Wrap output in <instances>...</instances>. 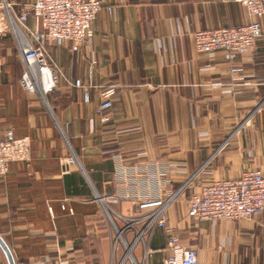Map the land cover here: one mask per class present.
<instances>
[{
  "label": "crops",
  "instance_id": "1",
  "mask_svg": "<svg viewBox=\"0 0 264 264\" xmlns=\"http://www.w3.org/2000/svg\"><path fill=\"white\" fill-rule=\"evenodd\" d=\"M251 19L237 0H108L90 38L48 46L47 104L21 88L23 61L0 32V237L15 264H162L169 230L197 264H264L263 211L240 221L187 214L199 185L264 174V27L230 59L192 41L195 30ZM147 196L172 197L162 225L147 226L156 209H138Z\"/></svg>",
  "mask_w": 264,
  "mask_h": 264
},
{
  "label": "built area",
  "instance_id": "2",
  "mask_svg": "<svg viewBox=\"0 0 264 264\" xmlns=\"http://www.w3.org/2000/svg\"><path fill=\"white\" fill-rule=\"evenodd\" d=\"M108 0H32L29 3H15L0 0V32L10 31L24 68L19 77L25 92L37 93L47 104L46 95L55 87V66L48 54V46L60 45L64 41L82 43L92 35L91 21ZM252 18L237 26H223L195 30L192 33L193 47L197 52L212 55L221 50L226 58L244 53L253 48L264 27V0H237ZM111 12V6H106ZM29 15L34 26L29 27ZM73 84L80 85L75 79ZM112 89L105 90L97 111L102 120H107L104 112L111 106ZM88 100V92H83ZM11 137V131H6ZM64 140L71 149L69 140ZM69 162H78L71 149ZM172 197L147 196L137 201L138 209H156L148 221L162 225V212ZM187 214L202 220L219 218L240 221L257 212H264V174L258 170H247L237 178L213 179L192 189L187 199ZM105 213L106 210H105ZM109 217V215L107 214ZM167 248L170 254L162 264H197V251L182 244L179 236L168 231ZM142 232L134 238L136 242ZM38 264V263H34Z\"/></svg>",
  "mask_w": 264,
  "mask_h": 264
},
{
  "label": "water",
  "instance_id": "3",
  "mask_svg": "<svg viewBox=\"0 0 264 264\" xmlns=\"http://www.w3.org/2000/svg\"><path fill=\"white\" fill-rule=\"evenodd\" d=\"M0 248L2 249L8 264H15L13 256L9 250V248L7 247L6 243L4 242V240L0 237Z\"/></svg>",
  "mask_w": 264,
  "mask_h": 264
},
{
  "label": "rangeland",
  "instance_id": "4",
  "mask_svg": "<svg viewBox=\"0 0 264 264\" xmlns=\"http://www.w3.org/2000/svg\"><path fill=\"white\" fill-rule=\"evenodd\" d=\"M28 24H29V25H32V24H33V20H32V19H29ZM11 59H12L11 67H13L15 70L20 69L21 67H20V64H19L18 60H17L15 57H11ZM1 64H2V62L0 63V68H1ZM20 71H21V69H20ZM19 76H20V72H19V74H18V79H19ZM17 82H18V81H17ZM37 96H38V95H37ZM38 98L42 101V99H41L40 96H38ZM46 100H47V99H46ZM68 148H69V147H68Z\"/></svg>",
  "mask_w": 264,
  "mask_h": 264
}]
</instances>
